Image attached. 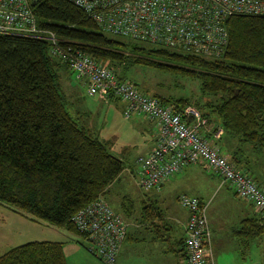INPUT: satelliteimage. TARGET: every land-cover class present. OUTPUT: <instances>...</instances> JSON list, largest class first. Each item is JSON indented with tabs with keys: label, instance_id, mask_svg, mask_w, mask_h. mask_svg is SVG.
Wrapping results in <instances>:
<instances>
[{
	"label": "trees",
	"instance_id": "1",
	"mask_svg": "<svg viewBox=\"0 0 264 264\" xmlns=\"http://www.w3.org/2000/svg\"><path fill=\"white\" fill-rule=\"evenodd\" d=\"M32 1L43 28L137 88L125 76L135 66L198 81L207 100L203 105L197 102V110L210 123L218 118L220 128L215 131L223 129L264 149V16L231 17L224 55L207 60L105 33L67 0ZM61 70L73 73L67 63L52 56L49 41L0 34V203L32 221L74 233L85 245V236L72 219L106 196L124 172L125 163L72 116ZM152 94L180 114L193 105L187 98ZM150 213L153 210L145 207L142 215L147 218ZM247 222L238 232L243 241L264 234L262 220L254 219L253 228ZM0 264L68 262L64 243L35 241L11 248L0 257Z\"/></svg>",
	"mask_w": 264,
	"mask_h": 264
},
{
	"label": "built area",
	"instance_id": "2",
	"mask_svg": "<svg viewBox=\"0 0 264 264\" xmlns=\"http://www.w3.org/2000/svg\"><path fill=\"white\" fill-rule=\"evenodd\" d=\"M67 1L85 11L105 33L207 60L224 55L231 17L264 16V0ZM0 34L49 41L52 56L67 63L77 78L84 80L89 96L121 100L126 104L127 118L144 115L158 124L156 149L139 161L140 185L145 191L159 189L184 167L203 163L229 182L240 198L249 201L264 222V189L201 135L200 128L206 122L197 109L188 108L180 114L120 79L113 70L43 28L32 0H0ZM221 134L219 131L215 136ZM179 203L190 215L185 238L187 264H214L206 204L190 195L180 196ZM72 222L92 253L106 264H116L128 236V224L106 200L100 198L84 207Z\"/></svg>",
	"mask_w": 264,
	"mask_h": 264
},
{
	"label": "crops",
	"instance_id": "3",
	"mask_svg": "<svg viewBox=\"0 0 264 264\" xmlns=\"http://www.w3.org/2000/svg\"><path fill=\"white\" fill-rule=\"evenodd\" d=\"M72 75L85 87L84 80L78 79L74 72ZM72 88L79 90L74 85ZM124 105L126 108L125 103ZM141 116L145 119H139ZM135 117L139 119L136 120L143 126L144 131L150 134L145 143L144 155L141 156L144 158L156 149L160 128L155 121L144 115L137 114ZM202 119L206 123L200 128L201 135L213 145L220 147L223 154L233 161L238 169L245 171L264 189V167L254 159L251 149H247L238 137L224 133L223 129L215 131L220 128L217 119L213 123L203 116ZM219 131L222 134L217 138L215 135ZM201 168L216 174L203 163L193 164L174 174L159 189L145 191L144 196L141 197L144 208L150 207L153 210L147 218L143 215L137 218L133 208L123 205L124 210L130 212L129 215L136 217L134 220L136 222L131 223L121 212L115 210L128 224V236L116 264L121 263L128 253L139 256L140 264H187L184 241L190 215L179 203L182 195L196 196L207 206L214 264H264V234L261 237L247 238L245 241L238 234L244 226V221H248V228H253L254 219L261 222L260 214L249 201L240 198L233 191L229 182H225L218 174L216 175L220 179L215 180ZM136 172L135 169L132 171L134 177L139 175V171ZM103 199L105 200V196ZM262 223L264 224L263 220ZM57 234L67 238L62 233L57 232ZM51 241L65 242V240Z\"/></svg>",
	"mask_w": 264,
	"mask_h": 264
},
{
	"label": "rangeland",
	"instance_id": "4",
	"mask_svg": "<svg viewBox=\"0 0 264 264\" xmlns=\"http://www.w3.org/2000/svg\"><path fill=\"white\" fill-rule=\"evenodd\" d=\"M61 73L62 88L72 116L83 125L86 124L91 133L108 146L111 154L125 163V171L120 180L111 186L105 200L114 210L121 212L129 222L134 223L136 217L141 216L144 212L141 197L144 196L145 190L140 185V176L137 174V178L134 177L132 171L135 169L138 172L140 169L138 161L144 155L145 143L150 134L144 131L143 126L137 122L138 118L135 117L137 114L131 118L126 117L125 105L121 100L111 99L102 102L98 97L89 96L86 85L84 87L74 75L68 74L65 70H61ZM125 76L133 81L140 91L148 90L151 95L156 92L166 97L190 99L193 105L188 108L197 109V102L203 105L207 100L202 96L198 81L178 78L149 66H135L126 71ZM71 83L79 90L75 89L76 87L72 88ZM72 89H75V92ZM139 119L145 118L141 116ZM215 119L218 120L217 117ZM243 145H246L247 149H251L254 159L264 167V149H257L245 142ZM202 171L215 180L220 179L210 171L203 169ZM123 205L133 208L136 217L129 215ZM54 231L66 235L67 238L58 236ZM51 240H65L68 264H106L88 249V242L84 240L85 245L79 243L80 239L74 233L52 228L42 222L32 221L7 204L0 203V257L13 247L29 242ZM261 262L263 263L262 260ZM140 263L139 256L128 253L118 264Z\"/></svg>",
	"mask_w": 264,
	"mask_h": 264
}]
</instances>
